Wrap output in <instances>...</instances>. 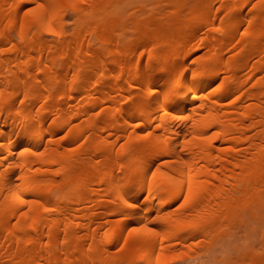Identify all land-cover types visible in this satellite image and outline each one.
I'll return each mask as SVG.
<instances>
[{
	"label": "bare ground",
	"instance_id": "6f19581e",
	"mask_svg": "<svg viewBox=\"0 0 264 264\" xmlns=\"http://www.w3.org/2000/svg\"><path fill=\"white\" fill-rule=\"evenodd\" d=\"M136 258L264 264V0H0V264Z\"/></svg>",
	"mask_w": 264,
	"mask_h": 264
},
{
	"label": "rangeland",
	"instance_id": "374dc122",
	"mask_svg": "<svg viewBox=\"0 0 264 264\" xmlns=\"http://www.w3.org/2000/svg\"><path fill=\"white\" fill-rule=\"evenodd\" d=\"M254 240H252V242H251V244H253V243H257V240H255L256 239V237L255 238H253ZM254 241V242H253ZM240 244V243H239ZM259 244V240H258V243H257V245ZM254 245V244H253ZM256 245V246H257ZM188 261V259H186V260H184V263H183V261H176L178 264L180 263V264H186V262ZM176 262L174 261V262H170V263H168V264H176ZM182 262V263H181ZM124 264H144L142 261H141V259H138V258H136V259H134V261H130V262H126V263H124Z\"/></svg>",
	"mask_w": 264,
	"mask_h": 264
},
{
	"label": "snow or ice",
	"instance_id": "6c2138e0",
	"mask_svg": "<svg viewBox=\"0 0 264 264\" xmlns=\"http://www.w3.org/2000/svg\"><path fill=\"white\" fill-rule=\"evenodd\" d=\"M46 211H47V209H46Z\"/></svg>",
	"mask_w": 264,
	"mask_h": 264
}]
</instances>
